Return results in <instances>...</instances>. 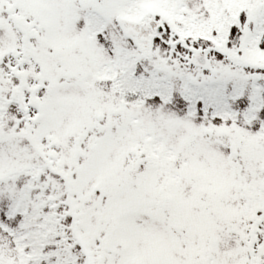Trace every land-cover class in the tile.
<instances>
[{"label": "snow or ice", "instance_id": "6c2138e0", "mask_svg": "<svg viewBox=\"0 0 264 264\" xmlns=\"http://www.w3.org/2000/svg\"><path fill=\"white\" fill-rule=\"evenodd\" d=\"M0 264H264V0H0Z\"/></svg>", "mask_w": 264, "mask_h": 264}]
</instances>
